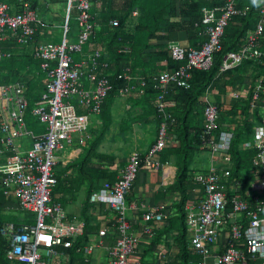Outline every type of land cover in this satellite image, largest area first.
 Segmentation results:
<instances>
[{"label":"built area","instance_id":"built-area-1","mask_svg":"<svg viewBox=\"0 0 264 264\" xmlns=\"http://www.w3.org/2000/svg\"><path fill=\"white\" fill-rule=\"evenodd\" d=\"M9 1L18 4L14 3L17 8H12L0 0V63L11 56L10 52L2 51V44H34L37 29L43 24L28 0ZM260 1V19L255 29L247 34L246 42L238 51L224 56L220 73L245 60L262 56L259 38L264 28V0ZM235 2L224 0L222 6L202 8L200 35L205 40L198 47L180 41L167 43L170 59L181 63L178 68L137 78H132L130 69L125 68L122 74L127 83L135 80L140 88L152 84L157 92L154 103L158 126L155 141L147 152L142 155L136 150L131 151L119 177L112 183L104 182L91 198L107 204L114 214L115 242L107 251L105 264H128L138 246L140 236L131 228L127 196L142 166L152 170L160 166L153 158L166 148L170 129L174 126L173 111L166 109L169 102L164 98L169 86L188 89L193 70L211 68L214 55L222 50L225 26L232 17L244 16L248 10L247 7L236 8ZM96 6L99 7V3ZM91 8L90 0H65L59 44L38 43L33 49V58L46 81L30 113L44 131L34 133L25 124L24 113L29 101L24 85L16 81L4 83L0 75V193L6 201L15 200L17 204V208L9 206L5 211L19 214L24 218L19 220H25L0 226L9 264H53L55 258L64 255L63 250L74 246L87 261L95 248L94 245H76L84 234V221L70 219L61 204L53 202L51 196L57 184L55 167L62 162L57 152L66 147L79 152L87 145L92 136L91 126L101 114L102 104L112 89L109 65L102 60L103 47L98 46L89 53L82 50V45L99 27ZM137 16V10H132L130 17L135 19ZM72 17L77 22L78 31L77 36L69 41ZM109 24L116 27L119 21L112 19ZM127 83L120 91L122 96H127L132 89ZM253 86L248 110L253 111L259 106L261 119L247 146L256 151L260 173L245 191L246 200L240 196L227 198V191H233L229 187L231 157L228 152L235 128L219 130V109L215 104L204 102L200 139L201 148L208 151L210 157L207 170L193 174V183L198 187L191 190L194 196L183 207L186 229L191 234L190 250L196 256L193 264H247L248 260H259L264 264V74L257 76ZM239 96L234 90L230 97L238 100ZM22 139L30 140L26 150L20 149ZM233 184L236 190H241L239 183ZM162 209L157 206L153 211H145L142 234L155 235L150 222L165 218L160 212ZM221 234L225 235L222 251L213 254L212 248ZM212 255V262H208Z\"/></svg>","mask_w":264,"mask_h":264},{"label":"trees","instance_id":"trees-1","mask_svg":"<svg viewBox=\"0 0 264 264\" xmlns=\"http://www.w3.org/2000/svg\"><path fill=\"white\" fill-rule=\"evenodd\" d=\"M90 2L92 4L91 13L95 15L94 18L99 27L93 32L94 34L89 39V42L82 45L84 48L82 50L84 53H89L98 46L103 47L102 60L106 61L109 65L108 74L112 89L102 104V111L99 115L101 119L100 128L92 130L93 139L81 148L80 152L82 154L78 157V162L72 165L73 167H78L77 173L80 176L82 174L87 175L88 169H91L86 165L91 163L92 157H102L96 150L103 142L105 133L110 127L112 105L118 98V104L120 98H125L126 101L129 99V103L133 107L134 105H140L142 110L141 115L149 116L153 114L157 131L158 113L154 103L157 92L152 88L151 83H147L143 88H140L135 80L128 81L127 83L122 77L125 68L130 69L129 75L132 78L139 76L146 77L164 69L173 70L178 68L181 63L170 59L167 43L172 41L177 42L176 33L178 31H185L189 42L188 45L198 47L205 40L200 35L202 31V26L200 25L202 8H213L224 4V0H90ZM260 2V0H236V8L244 9L247 7L248 10L244 16L237 15L232 17L225 26L221 38L222 50L214 55L211 68L207 71L193 70L189 79L190 87L188 89L171 85L164 97L169 102L166 109L173 111L174 117V126L170 130V134L176 137L179 142L176 148L168 151L170 155L175 157V164L179 171V179L177 174L176 183L183 194L179 206L183 220L185 217L183 204L186 199V188L190 184H192V187L195 186L192 183L194 173L205 172L191 166L194 158L197 157L202 149L200 135L202 131L203 107L205 104L200 102L198 98L203 93H206L209 87H213L219 81H222L221 90H224L225 86L234 87L236 84L242 86L244 83L243 79L245 78H250L253 81L245 94L239 93V98H244L240 103L237 102L238 104H235L236 107L238 105L239 107L241 106L239 113H235V109L231 108V113L228 114L233 118L232 122L238 125L234 130L228 152L231 157L230 180L242 186L238 194L243 200L247 199L245 191L249 188L250 183L244 173L250 170L257 171V168L253 166L258 165V161L255 159L256 151L248 147L247 144L252 139L255 125L261 119V109L258 106L253 111H249L248 105L252 98L253 85L257 76L264 74V28L259 38V48L262 52L260 59L245 60L238 66L222 73H220L219 68L224 56L230 52L238 51L239 47L246 42L247 34L255 29L260 19ZM97 3H99V7L96 6ZM32 9L34 8L32 7ZM134 9L138 12V16L135 19L130 17V13ZM112 19L119 21L117 27H111L109 24ZM70 21L72 20L70 19ZM70 21L69 33L74 32V37H76L78 31L77 22L73 19L75 23L73 28L70 25ZM155 40L159 43L151 45L150 43ZM8 43L15 46L11 42ZM16 46L19 45L16 44ZM4 50L2 44V51ZM8 51L11 53V56L2 60L0 68L9 69L10 71V67L16 64V56L12 53L11 49ZM8 51L5 50L4 52ZM163 63L164 66L161 65ZM126 83L132 89H130L127 96H122L120 91ZM136 95L138 96L137 98H132V96ZM262 97L264 98V96ZM28 101V109L24 113L25 124L34 133H40L44 131V127L30 115L34 101L32 102L31 98H28ZM220 117L222 118L223 115H219L218 112L219 130L221 129L219 127ZM60 166H62V162L55 167L57 184L51 193L52 201L58 203L60 202L55 199L54 195L61 192L65 186L64 182L61 181V176L67 169L72 167L67 166L62 171ZM91 171L90 174L95 179H90L89 181L85 192L83 210L87 207L91 193L97 186L94 184L95 180L97 178H108L109 175L106 171H100L99 168L91 169ZM106 182H109V180H106ZM101 186H98V190ZM234 196L235 194L232 191H227L228 199ZM7 203L9 202L0 193V226L12 221L24 222L25 220H17L16 214L13 215V213L5 211V208L9 207ZM227 209H230L229 205ZM21 218L24 219L23 217ZM181 240L184 255L186 254L187 245L183 235ZM5 247V242L0 236V264H9V260L5 256Z\"/></svg>","mask_w":264,"mask_h":264},{"label":"crops","instance_id":"crops-1","mask_svg":"<svg viewBox=\"0 0 264 264\" xmlns=\"http://www.w3.org/2000/svg\"><path fill=\"white\" fill-rule=\"evenodd\" d=\"M2 1H6L12 8H15L14 1ZM28 2L37 11L43 22L37 29V41L34 44L26 46H13L8 42L4 43L3 48L6 51L11 49L12 53L16 56V64L10 67L11 72L9 69L0 68V75H3L2 80L4 83L16 81L23 84L27 98H31L32 102H35L44 90L46 78L45 74L37 68L38 62L33 58V49L38 43L59 44L61 40V25L64 17L65 0H28ZM176 39L181 43L189 44L185 31H178L176 33ZM158 43L155 40L150 44L156 45ZM161 65L164 66V63ZM10 73L11 75H9ZM243 82L242 86H238V84L234 87L225 86L224 90H221L222 81H219V83L210 87L206 93H203L199 97L202 103L206 101L209 103L213 102L211 104H217L219 115H223L219 120V127L222 130L231 126L233 128L238 126L232 122L233 118L228 114L231 113V108L235 109V113H239L241 106L239 107L238 105L236 107V105L244 98L234 100L230 96L234 90L245 94L253 83L250 78L243 79ZM137 97V95L132 96V98ZM118 101L119 98L112 105L111 124L105 133L107 141L103 140L96 150L102 157L94 156L90 160L91 163L86 165L91 169L99 168L100 171H106L109 174L108 178H97L95 180L94 184L97 186L93 190L94 193H91L87 207L83 210L86 189L90 179H95V177L90 174L92 172L91 169H88L89 173L87 172V175L82 174L80 176L77 173L78 167H73L72 165L78 162L77 159L82 153L72 149L73 147H69L71 151L66 157L61 158L62 166H60V169L64 171L63 169L67 166L72 167L67 170L65 169V173L61 176V181L65 184L64 189L54 195L70 219L76 222L84 221V234L78 239L76 245H94L95 248L87 261H85L83 255L75 251V246L63 250L64 255L55 258L53 264H105L107 251L115 242L116 230L114 226V214L108 208L107 204L93 201L91 198L98 191V186H101L106 180L112 183L119 177L131 151L136 150L144 155L147 149L153 144L156 136V124L153 114L149 116L141 115L142 110L140 105H134L133 107L132 104H127L125 98H120L119 104ZM120 109L121 111L119 112ZM100 124L101 122H97V120L92 124L90 129L91 135L93 134L92 130L100 128ZM129 131L132 133V149L126 151L129 148L128 146L131 145L129 144L123 149L119 147L118 143H115L116 140L114 137L120 136V141L123 142L124 138H126L124 135L126 136ZM92 138L93 135L90 141ZM109 144H113L114 147H107ZM178 145L177 138L170 134L167 139V147L153 158V160L160 164L159 168L152 170L146 166H142L137 173L132 189L127 197V203L129 204L128 218L131 228L134 232L139 233L140 239L135 252L131 254L128 260V264H193L196 260V256L193 255L188 243L191 234L185 230L182 213L179 210L183 194L176 183L178 168L175 164V157L169 154L170 149L176 148ZM19 146L21 150H26L30 146V140H20ZM253 166L257 168L258 172L256 170H250L244 173L250 182L260 173L259 166ZM195 167L205 170L208 164L205 168ZM230 183L229 187L233 188V194L239 196L238 193L236 195L239 189H235L233 181L230 180ZM191 188V184L186 188V196L189 198L194 196ZM8 202L7 206L17 208L15 200H8ZM157 206H162L163 209L161 212H163L162 214L165 218L152 222L156 233L154 236L149 237L141 232L142 227L145 225L142 215L145 211H153ZM20 218L21 216L19 215L17 220ZM182 235L187 245L185 256L182 251ZM224 242L225 235L221 234L217 243L212 248V253L219 254L222 251ZM213 256L208 259V262H212ZM254 263L260 264L259 260L255 262L252 260L247 261V264ZM237 264L241 263L238 262Z\"/></svg>","mask_w":264,"mask_h":264},{"label":"rangeland","instance_id":"rangeland-1","mask_svg":"<svg viewBox=\"0 0 264 264\" xmlns=\"http://www.w3.org/2000/svg\"><path fill=\"white\" fill-rule=\"evenodd\" d=\"M71 20L72 21H70V25H71V27L74 28L75 23L73 22V17L71 18ZM74 38H75L74 37V32L69 33L68 40L72 41ZM126 102H127V104H130L129 103V99H127ZM100 121H101V119L98 116L97 117V122H100ZM131 135H132V133L130 131L128 132V134H126V136L124 135V137H126V138H124L123 142L120 141V139H121L120 136H118V137L115 136L114 137L115 140H116L115 143H118L119 147H122L123 149H125V147L130 144L131 146H128L129 148H127V150H126V151H128V150L132 149ZM112 138H113V136H112ZM104 141H107L106 136L104 137ZM112 141H114V140H112ZM105 144H106V142H105ZM107 147H111L112 148L114 146H113V144H109ZM70 151H71V148L66 147L65 149L57 152V155L60 158H64L70 153ZM198 156L199 157H195L194 158L193 164L191 166L192 167L197 166V167H202V168L207 167V164H208V161H209V157H210V153L208 151H206V150H202L201 153L198 154ZM178 179H179V171H178ZM15 217H16V219H18L19 215H16Z\"/></svg>","mask_w":264,"mask_h":264},{"label":"clouds","instance_id":"clouds-1","mask_svg":"<svg viewBox=\"0 0 264 264\" xmlns=\"http://www.w3.org/2000/svg\"><path fill=\"white\" fill-rule=\"evenodd\" d=\"M62 23H63V21H62ZM210 88V87H209ZM169 134H170V132H169ZM156 137V136H155ZM253 137V136H252ZM233 139V138H232ZM155 141V140H154ZM154 143V142H153ZM152 146V145H151ZM150 146V147H151ZM149 147V148H150ZM167 147V146H166ZM162 152V151H161ZM159 154V153H158ZM207 169H205L204 171H206ZM201 173V172H200ZM192 182H193V180H192ZM194 184V183H193ZM195 186L194 187H192L191 188V190L192 189H194V188H197L198 186L196 185V184H194ZM128 197V196H127ZM191 198V197H190ZM189 199V197L188 196H186V199H185V201H184V204H185V202L187 201ZM230 199V198H229ZM8 201V200H7ZM184 204H183V207H184ZM228 205H229V203H228ZM156 208V207H155ZM161 212V211H160ZM183 212H184V210H183ZM162 213V212H161ZM185 213V212H184ZM144 214V213H143ZM151 224H152V222H150ZM184 225H185V217H184ZM154 227V226H153ZM185 230L187 231V229H186V225H185ZM154 232H155V230H154ZM188 232V231H187ZM156 233V232H155ZM154 236V235H153ZM188 243H189V240H188ZM189 247H190V244H189Z\"/></svg>","mask_w":264,"mask_h":264},{"label":"bare ground","instance_id":"bare-ground-1","mask_svg":"<svg viewBox=\"0 0 264 264\" xmlns=\"http://www.w3.org/2000/svg\"><path fill=\"white\" fill-rule=\"evenodd\" d=\"M37 12V11H36ZM117 27V26H116ZM37 41V40H36ZM89 42V41H88ZM16 46V45H15ZM84 49V48H83ZM9 50V49H8ZM5 51V50H4ZM22 54V53H21ZM103 54V53H102ZM104 56V55H103ZM36 64V63H35ZM1 67V66H0ZM29 91V90H28ZM30 96V95H29ZM35 99V98H34ZM213 103V102H211ZM151 109V108H150ZM30 110V109H29ZM152 110V109H151ZM31 115V114H30ZM108 117V116H107ZM109 119V118H108ZM256 122V121H255ZM27 123V122H26ZM31 123V122H30ZM29 125V124H28ZM254 125V124H253ZM108 129V128H107ZM108 131V130H107ZM236 133V132H235ZM104 136V135H103ZM93 139V138H92ZM148 150V149H147ZM201 153V152H200ZM198 156V155H197ZM199 157V156H198ZM60 170V169H59ZM58 170V171H59ZM192 174V173H191ZM61 176V175H60ZM60 179V178H59ZM234 182V181H233ZM193 183V182H192ZM192 185V184H191ZM101 188V187H100ZM94 193V192H93ZM238 192H236V195H237ZM163 213V212H162ZM180 215V214H179ZM216 251V250H215ZM75 253V252H74ZM194 255V254H193ZM191 260V259H190ZM255 264V263H254Z\"/></svg>","mask_w":264,"mask_h":264},{"label":"water","instance_id":"water-1","mask_svg":"<svg viewBox=\"0 0 264 264\" xmlns=\"http://www.w3.org/2000/svg\"><path fill=\"white\" fill-rule=\"evenodd\" d=\"M228 62H230V60Z\"/></svg>","mask_w":264,"mask_h":264}]
</instances>
